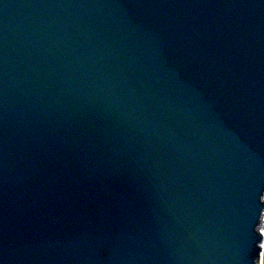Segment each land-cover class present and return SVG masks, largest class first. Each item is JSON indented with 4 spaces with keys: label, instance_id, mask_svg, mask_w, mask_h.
Here are the masks:
<instances>
[{
    "label": "water",
    "instance_id": "obj_1",
    "mask_svg": "<svg viewBox=\"0 0 264 264\" xmlns=\"http://www.w3.org/2000/svg\"><path fill=\"white\" fill-rule=\"evenodd\" d=\"M264 0H0V264H260Z\"/></svg>",
    "mask_w": 264,
    "mask_h": 264
},
{
    "label": "rangeland",
    "instance_id": "obj_2",
    "mask_svg": "<svg viewBox=\"0 0 264 264\" xmlns=\"http://www.w3.org/2000/svg\"><path fill=\"white\" fill-rule=\"evenodd\" d=\"M262 264H264V252H263V259H262Z\"/></svg>",
    "mask_w": 264,
    "mask_h": 264
}]
</instances>
